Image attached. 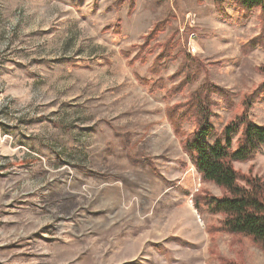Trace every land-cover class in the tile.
I'll list each match as a JSON object with an SVG mask.
<instances>
[{
	"label": "rangeland",
	"instance_id": "obj_1",
	"mask_svg": "<svg viewBox=\"0 0 264 264\" xmlns=\"http://www.w3.org/2000/svg\"><path fill=\"white\" fill-rule=\"evenodd\" d=\"M263 28L261 10L215 0H0V264H264L247 237L207 233L222 218L193 195L223 191L166 116L205 81L232 104L212 95L217 133L242 115L264 84ZM189 57L199 79L168 98ZM234 168L264 183V150Z\"/></svg>",
	"mask_w": 264,
	"mask_h": 264
},
{
	"label": "trees",
	"instance_id": "obj_2",
	"mask_svg": "<svg viewBox=\"0 0 264 264\" xmlns=\"http://www.w3.org/2000/svg\"><path fill=\"white\" fill-rule=\"evenodd\" d=\"M226 2L234 3L244 16L255 10H261L264 15V0H215L218 6H223ZM155 28L148 38L155 33ZM251 46L252 44L247 49ZM168 57L164 55L165 63L170 60ZM186 63L188 66L184 65L180 71V74L185 75L184 81L168 91V98L182 94L186 87L192 86L199 79V71L195 70L193 73L195 60L189 57ZM262 72L264 73V69ZM148 83L143 81L141 84ZM150 88L154 92L163 89V86L158 81L152 83ZM221 93L224 92L205 81L192 92L186 104L166 109L167 120L201 182L213 184L223 191L222 197H215L204 190L193 195L194 208L200 215L208 213L222 218L218 225L208 226L207 233L211 237L220 232L244 236L264 252V183L244 177L234 168L235 163L252 160L264 150V126L255 124L249 117L251 103L258 99L257 96L264 94V84L245 99V111L242 115L229 122L219 134L211 124V117L214 115L212 95L223 97L229 108L232 107L231 102L227 101L228 94L220 96ZM187 124L195 126L190 134L185 130ZM213 136L215 138L211 143ZM236 136L238 138L234 141ZM135 163L148 166L166 185L174 186L160 176L150 160Z\"/></svg>",
	"mask_w": 264,
	"mask_h": 264
},
{
	"label": "built area",
	"instance_id": "obj_3",
	"mask_svg": "<svg viewBox=\"0 0 264 264\" xmlns=\"http://www.w3.org/2000/svg\"><path fill=\"white\" fill-rule=\"evenodd\" d=\"M191 51H192L193 53H195V52H196V50H195L194 48H191Z\"/></svg>",
	"mask_w": 264,
	"mask_h": 264
}]
</instances>
